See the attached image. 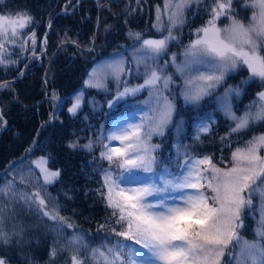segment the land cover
<instances>
[{
  "label": "snow or ice",
  "instance_id": "6c2138e0",
  "mask_svg": "<svg viewBox=\"0 0 264 264\" xmlns=\"http://www.w3.org/2000/svg\"><path fill=\"white\" fill-rule=\"evenodd\" d=\"M238 2L213 0L209 19L196 30L197 39L185 49L184 60L177 63L176 55L171 57L176 73L184 78L180 95L186 104L196 107L212 96L230 73L247 68L250 74L247 81H241L236 87L228 86L223 96L216 98L224 115L234 122L230 134L264 122V90L257 93V99L242 115H236L233 110L232 98L241 96L250 81L259 79L264 84V0H245V8L253 9L248 24L237 19L233 12V4ZM193 3L199 4L200 0H173L171 3L165 0L166 29L161 24L162 14L157 6L154 27L158 31L166 30V36L144 39L140 33H129L139 42L135 61L138 67L141 64L145 67L143 84L129 87L125 81L120 87L121 77L126 72L123 58L99 64L88 73L87 88L107 90L109 78L116 81L117 90L107 102L109 109L144 89L149 91V100L145 103L150 107L148 111H141L138 119H133L136 113L114 118L107 135L100 140V159L108 163L102 174L101 196L111 209V221L101 224L98 230L107 231L118 239L115 243L105 241L92 246L84 236L73 234L59 248L58 240L54 241L49 264H55L53 258L62 253L69 254L68 264H264V154H261L264 134L254 136L245 147L233 151L231 167H218L210 156L185 153L183 162L177 164L179 172L170 171L167 165L160 168L163 162H158L156 156L160 145L151 143L154 135H164L176 112V104L170 96L174 76L166 74L157 61L167 53L169 43L178 40L174 30L184 24L185 11ZM221 17L230 20L228 27H218ZM34 22L35 18L26 8L10 15L0 14V65L7 66L3 55L5 44H15L23 30ZM29 39L35 45V32ZM149 61L157 66H151ZM10 87L11 83H0V89ZM52 98L57 99L55 93ZM73 101L68 113L76 117L84 106V93L75 95ZM6 123L0 112V124ZM210 131L211 117L197 126L195 139L200 140L201 134ZM113 141L119 142V147H113ZM67 147L73 151H95L92 140L81 144L77 139ZM34 163L39 173L32 166L26 172L22 169L0 185V198L34 210L41 224L62 237L64 229L74 225L60 215L58 203L46 191V186L60 179L62 169H49L44 157ZM29 188L34 191H28ZM254 196L259 197L260 219L255 230L257 239L248 241L242 239L240 230L244 228L246 210L253 209ZM5 208L6 204L0 202V248L23 243L25 235L24 226L13 225L8 230ZM0 264H10V259L0 256Z\"/></svg>",
  "mask_w": 264,
  "mask_h": 264
},
{
  "label": "trees",
  "instance_id": "16d2710c",
  "mask_svg": "<svg viewBox=\"0 0 264 264\" xmlns=\"http://www.w3.org/2000/svg\"><path fill=\"white\" fill-rule=\"evenodd\" d=\"M161 1L3 0L0 4V14L10 15L26 8L35 18L15 44H5L3 55L7 66L0 65V83H11L10 88L0 89V112L7 122L6 125L0 124V128L5 126L0 132V185L22 169L26 172L29 166L38 174L33 162L36 158H46L49 169H62L60 179L46 186V191L58 203L60 215L74 225L65 228L62 237H57L55 231L40 223L34 210L22 203L0 198V202L6 204L8 230L13 225L25 228L23 243L0 248V256L6 255L10 264H49V251L54 241L58 240L59 248L73 234L84 236L92 246L105 241L115 243L118 239L107 231L98 230L101 224L111 221V209L106 207L101 196V177L107 166L100 159L98 146L89 153L86 150L73 151L67 145L78 135L83 138L96 136L97 127H110L113 119L120 116L119 109L95 112L85 102L80 113L73 117L68 108L99 55L120 48L128 31H149L153 7ZM234 7L236 17L247 16L249 10L243 6L242 0L234 3ZM200 13L201 9L197 7L189 17L199 19ZM187 25L183 40L190 41L204 22L202 19L190 20ZM32 32H35V45L29 39ZM45 33L47 43L42 44ZM43 48L45 51L41 54ZM248 75L247 70L241 68L228 75L223 85L239 86ZM260 88L255 81H250L240 98L232 101L234 112L248 110ZM53 93L57 99L52 98ZM97 96L105 102L100 94ZM213 109L211 102L192 107L182 105L178 99L173 122L177 119L183 121L181 139L187 146L188 155L210 156L216 165L228 167L231 151L252 136L264 133V122L229 135L227 120ZM210 111L215 118L211 122V131L196 140L194 123L203 113ZM171 138L170 129L161 138V151L157 154L163 163L171 164L173 158ZM252 227V220L246 217L244 228L240 230L241 237L255 239ZM53 259L55 264H68L69 254L62 253Z\"/></svg>",
  "mask_w": 264,
  "mask_h": 264
},
{
  "label": "rangeland",
  "instance_id": "374dc122",
  "mask_svg": "<svg viewBox=\"0 0 264 264\" xmlns=\"http://www.w3.org/2000/svg\"><path fill=\"white\" fill-rule=\"evenodd\" d=\"M169 2L171 3V2H173V0H169ZM212 2H213V0H200L199 4L193 3L188 9H186L184 24L181 27L174 30V34L178 36V40L170 42L168 49H167V53L162 54L161 57L159 58V60L157 61V64L164 68L166 74H173V76H174L175 83L171 86L170 96H171V98L174 99V103L176 104V106H177V100L179 99L181 101L182 105L196 107V106L191 105V104H186L185 101L183 100V97L180 95L181 89L184 85V78L181 77L179 75V73H176L175 67L171 64L172 54L176 55L177 63H180L184 60L185 49L193 40L197 39V32H194L193 39H191L190 41L183 40L184 30L189 27L187 24H189L190 20L195 21V20L202 19V21L204 22V25H205L209 19V9L212 5ZM164 3H165V0H162L160 2V4H157L153 7L152 28H149L150 32L149 31L138 32L141 34L142 38H144V39H159L162 36L167 35L166 30L158 31L157 27H154V25L157 24V15H158L157 6H159L160 10H161V14H162L161 24H162V26L165 29L168 26V15L164 12ZM242 4L244 6L245 0H242ZM197 7H199L201 9L200 18L197 19V18L189 17V14L192 12V10L193 9L195 10ZM248 10H249V12L247 13L246 17H244V18L243 17H241V18L236 17V18L242 20L245 24H248L250 21V18L253 15V9L248 8ZM233 11H235L234 4H233ZM217 25L221 29L226 28L230 25V20L226 17H221L217 21ZM129 33L130 32L128 31L127 34H125V41L120 45V48L113 49L108 54H100L99 55L98 59L94 62V64L89 68V71L86 73V76L83 80V84H82L81 88L79 89L78 93H80V92L84 93V101L87 103V106L90 107V109L92 111L97 112V111L102 110V112L107 113V111H109V110L112 111L114 108H118L120 115L129 114V113H136V115L133 117V119H138L139 113L141 111H148V109L150 107V105L145 103L146 101L149 100L148 89H144L143 91L139 92L135 96L126 97L125 99L119 101L116 107H114L113 109H109L107 102H108V100L113 98V96L117 90V87H118L115 80H113L111 77L109 78L107 90L85 87V81L88 79V73H90L94 67H96L99 64L110 62L113 60H119L121 58H123V60H124V67L126 69V72L121 77L120 87L121 88L123 87V83L125 81L127 82V85L129 87H134L136 85L143 84L145 67L143 64H141L138 67L136 64V61H135V49L139 47V42L135 40L134 36L130 37ZM131 33H134V32H131ZM46 34L47 33H45L43 36L44 40L46 38V36H45ZM41 42L43 44L45 41L42 40ZM44 51L45 50L43 48V50L41 51V54H43ZM29 61H31V59ZM166 61L168 62L167 64H165ZM148 63L153 67L157 66V65L152 64L151 61H149ZM241 68H245L247 70L246 67H241ZM247 72H248V70H247ZM234 73H236V72H233L230 74H234ZM248 74H249V72H248ZM249 75L247 76V78L244 81L248 80ZM254 81L261 87L259 92L264 90V84H262L259 81V79H256ZM227 87L228 86H224L222 83L217 89L214 90L212 96L206 97L204 99V101H202L201 103L211 102L213 104V107H214L213 111H216L217 113H219L222 116V118L227 120V124H228L227 134L231 135V134H235V133L230 134V128L234 127V122L229 120L224 115V113L221 110L220 105L216 99L217 97L223 96L225 89ZM78 93H76L75 95H77ZM97 94H100L102 96L100 98H104L105 102L100 101L99 96H97ZM165 94L169 95V93H165ZM73 97L71 99L72 100L71 104L74 102ZM239 98H240V96L239 97H233L232 101L234 99H239ZM256 99H257V96L254 100H256ZM71 104H70V106H71ZM106 107H107V109H105ZM252 110L254 111L255 109L253 108ZM213 111L203 113L202 116L197 118V120L195 121L194 126H193L194 127V136L197 135V126L200 123L208 120L209 117H211V122L215 121V118L213 116L214 115ZM245 111L242 110L240 113H238V114L236 113V115H238V116L242 115ZM173 117H174V115H173ZM173 119L174 118H172V123H170L164 131V135L167 133V131L169 129L171 131V135H172L171 150H172L173 158L171 160V164L161 163L160 168H163L165 165H167V167L169 168L170 171L179 172L180 169L177 168V164L183 162V160L185 158V153L188 155V150H187L186 144L181 139V136L184 132L183 121H182V119H177L176 121L173 122ZM178 125H179V127H178ZM111 127H112V124L110 127H107V128L97 127L96 128V134H97L96 136H93V137L87 136L86 138H83L82 135H78L77 137H75L74 141L78 139L81 144H85L89 140H92V141H94V147L98 146L99 153H100V151H101L100 140L103 136L107 135V132ZM0 129H2V128H0ZM262 134H264V133L256 134L254 136H259ZM89 135H91V134H89ZM163 136L154 135L152 137L151 143L156 144V145H160V147L156 150V154L158 151L159 152L161 151V138ZM254 136L243 141L240 145L236 146L231 151L230 156H229V166L228 167H231L232 152L235 151L237 148L245 147L247 142L249 140H251ZM112 146L113 147H119V142L113 141ZM261 154H264V151H262ZM159 156H160V154H157V160H158V162H161V160H159ZM188 156H190V155H188ZM38 160H40V158H36L34 160V162H36ZM105 162H106V166H107L106 169H107L108 163H107V161H105ZM34 165H35V163H34ZM218 167H220V166H218ZM221 168H227V167H221ZM36 169L39 172V169L38 168H36ZM158 171H159V168H158ZM41 179H42V177H41ZM102 185H103V178L101 177V189H102ZM259 203H260L259 197L254 196V198H253V209L252 210H246V214H245V218L246 217L250 218L253 222L252 232L254 233L255 239H257V237L255 235V230L258 226L257 222L260 219ZM244 221H245V219H244ZM242 239L247 240L244 237H242ZM255 239H253V240H255ZM253 240H248V241H253ZM238 249H239V246H237V250ZM225 259L227 260V257Z\"/></svg>",
  "mask_w": 264,
  "mask_h": 264
},
{
  "label": "water",
  "instance_id": "95a60500",
  "mask_svg": "<svg viewBox=\"0 0 264 264\" xmlns=\"http://www.w3.org/2000/svg\"><path fill=\"white\" fill-rule=\"evenodd\" d=\"M32 58H33V57H32ZM32 58H31V59H32ZM4 128H5V126H4ZM4 128L0 129V132H1V131H3V130H4Z\"/></svg>",
  "mask_w": 264,
  "mask_h": 264
}]
</instances>
